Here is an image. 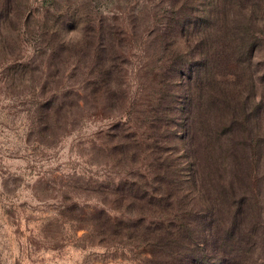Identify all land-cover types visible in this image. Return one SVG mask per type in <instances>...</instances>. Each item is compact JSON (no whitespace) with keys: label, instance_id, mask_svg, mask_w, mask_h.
<instances>
[{"label":"rangeland","instance_id":"1","mask_svg":"<svg viewBox=\"0 0 264 264\" xmlns=\"http://www.w3.org/2000/svg\"><path fill=\"white\" fill-rule=\"evenodd\" d=\"M180 1L0 0V264H264V13L192 82Z\"/></svg>","mask_w":264,"mask_h":264},{"label":"trees","instance_id":"2","mask_svg":"<svg viewBox=\"0 0 264 264\" xmlns=\"http://www.w3.org/2000/svg\"><path fill=\"white\" fill-rule=\"evenodd\" d=\"M180 2L182 5L180 3L177 6V11L173 13L175 25L180 30L188 33L193 48L198 51V60L193 63L195 67L190 72L189 81L196 82L200 77L199 75L205 73L209 67L208 65H212L210 64L211 62L214 64L213 68H220V65L229 67L230 64V67H235L238 62L250 61L257 44H254L251 40H246L248 45L244 48V45L241 43L237 44L233 40L234 44L229 43L227 48L224 40L228 41V39L222 35L224 26L223 24H217V10L219 7L233 2L239 8L240 15L246 16L248 15L247 11L251 12V3H256L255 9L259 10V14L263 15L264 5L262 9L258 8V5L261 6L264 0H181ZM240 38L242 37L238 39L240 40ZM230 47L233 56L229 51ZM235 54H238V57H235ZM226 74L235 76L234 72ZM252 83L254 84V81ZM258 83L263 85L264 77ZM253 84H251V88L254 87ZM254 108L257 109L256 113L260 112V110L261 113L264 111V106L261 104H257ZM189 113H193V108L190 109Z\"/></svg>","mask_w":264,"mask_h":264}]
</instances>
